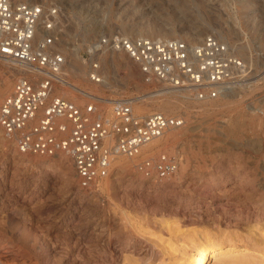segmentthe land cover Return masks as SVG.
<instances>
[{
  "label": "rangeland",
  "instance_id": "rangeland-1",
  "mask_svg": "<svg viewBox=\"0 0 264 264\" xmlns=\"http://www.w3.org/2000/svg\"><path fill=\"white\" fill-rule=\"evenodd\" d=\"M12 1L59 7L53 50L85 73L63 70L64 78L98 97L61 84L54 85L56 95L79 106L93 103L104 117L114 102L139 97L142 112L163 108L182 117L184 127L159 151L126 168L109 166L104 183L99 178L91 190L79 185L71 159L67 172L47 165L53 156L20 153L16 137L1 129L0 264H177L181 244L204 238L264 249V0ZM150 20L166 30L209 32L228 45H244L247 72L234 86L239 93L217 96L207 107L200 102L208 97L168 107L150 100L160 86L145 82L137 63L100 41L120 34L122 22ZM96 42L101 47L93 53ZM94 63L106 78L99 85L89 81ZM20 75L9 78L10 90ZM161 155L181 162L177 172L158 175L154 165ZM146 162L150 166L142 169Z\"/></svg>",
  "mask_w": 264,
  "mask_h": 264
},
{
  "label": "built area",
  "instance_id": "built-area-1",
  "mask_svg": "<svg viewBox=\"0 0 264 264\" xmlns=\"http://www.w3.org/2000/svg\"><path fill=\"white\" fill-rule=\"evenodd\" d=\"M59 20L60 10L55 4L44 7L0 0V63L27 65L36 74L19 76L12 92L0 102V127L6 135L16 137L20 153H66L79 185L91 190L93 183L108 174L115 154L133 156L166 129L183 125L184 119L157 111L136 114L127 101L113 103L110 116L99 118L95 104L79 106L56 95L53 86L63 81L60 73L64 62L63 55L53 50ZM38 29L44 34L34 42ZM100 41L103 48L123 51L137 63L145 82L184 90L196 99L215 98L230 84L239 86L247 72L243 61L211 35L195 49L182 40L133 38L119 33ZM91 68V80L99 82L98 65L94 63ZM63 132L66 134L60 136ZM175 165L161 155L154 166L158 175L165 177ZM148 166L146 162L141 168Z\"/></svg>",
  "mask_w": 264,
  "mask_h": 264
},
{
  "label": "bare ground",
  "instance_id": "bare-ground-1",
  "mask_svg": "<svg viewBox=\"0 0 264 264\" xmlns=\"http://www.w3.org/2000/svg\"><path fill=\"white\" fill-rule=\"evenodd\" d=\"M61 16L62 15L60 12L59 23L61 21ZM40 22H42V19L40 20ZM58 27H59V25H56L55 29H57ZM214 29L215 28L212 27L211 31L218 32L217 31L218 29L215 31H214ZM119 32H120V34H122V33L123 34L124 33L129 34L133 38L148 37V38H153V39H157V40H171V39L182 40V41H185L191 49H195L202 42V40L204 38V34H202V33L193 35V32H192V34H191L192 36H191L189 33H187V31L184 33H180V31L177 32L175 29L174 30L173 29L166 30V29L160 27L157 23H155L154 20L153 21L150 20V21L144 22L140 25H133V26L122 22L121 23V30H119ZM41 33H42V29H38L36 32V36L34 38V42L38 40V38L41 36L40 35ZM209 35H210L209 32L205 33V37L209 36ZM58 40H59V38L55 41L53 47L55 46V44L57 43ZM221 42L224 43L227 46L228 50L231 52V54H233L237 58H240L242 60V58L244 59L245 57H248L246 54V49H245L244 45L236 44V43H232L231 45H228L223 39ZM99 47H101V45L96 42V43L91 45V51H93V53H94V51L97 50ZM233 52H236L237 55ZM116 53H121V54H124L126 56V54L123 51L116 52ZM63 57H64V62H63V65L61 67V73H60V76L63 79V81L56 83V84H61L63 86L69 87L70 89H72L74 91H79V93L83 94L85 97H96L97 96L96 90L82 89L81 86H79V84L77 82L70 83L67 80V78H64L63 70H68L71 73V75H74L75 77H78L79 75L84 77L85 73H84V70H82V68H78L76 66V64H70V63L67 64L65 55H63ZM2 65H5L6 67H8V70L4 71L0 67V97L6 93H7V95H9L12 92L13 87L10 90V79H9L10 77H14L18 73H22V75L23 74H26V75L32 74V77L36 76V74L32 71V69H30V67L27 65H23L20 63H10V62H6V61L2 62ZM126 67H127V65H126ZM97 71H99V69ZM105 79H106L105 77H103L102 79L100 78V81H103V80L105 81ZM89 81L93 82L95 85L100 84V83L98 84V82L92 81L91 79H89ZM56 84H54V85H56ZM234 86L235 85L230 84L228 87L224 88L223 90H220L218 96L222 97L224 99L226 97H231L232 95H233L232 97H235L237 95V93H239V91L236 90V88ZM63 92H65V91L63 90ZM174 95H175V98H177V100H174ZM149 96L151 97L150 100H152L153 98L162 99L164 102V107L173 106L174 104H179L181 101H184V100L186 101V100L192 99V95H190L187 91L169 90V89H164L163 87H161L158 90V92L151 93ZM178 97H180L182 99H179ZM206 98H204V100H206ZM212 99L213 98H209V99L207 98L208 102H200V103H204L203 104L204 107L205 106L207 107L208 105L211 104ZM179 100H180V102H179ZM197 100H202V99H197ZM98 101H102V100L98 99ZM113 101H115V100H113ZM102 102L106 103V104L112 103V102L108 103V102H106V100L105 101L103 100ZM128 102L131 104V107H132L134 113L146 114V113L142 112V110H144L146 108V106H144L142 104L143 99H140L139 97L138 98H132V100H130ZM76 104L78 105L79 103H76ZM96 108H97V106H96ZM156 110H157V112H162V113L165 112L163 110V108H157ZM97 111H98L97 117L100 118V116L103 115V112L101 109L98 110V108H97ZM40 112H41V110H39V114H40ZM61 119L62 118H60V120ZM181 127H184V124L179 126V127H173V128L166 129L160 136H158V137L152 139L150 142L142 145L141 148L138 150V152L136 154H134L133 156H125L123 154H115L112 157L109 166H111L112 164H117V165L121 166L119 168H122V167L126 168V165L133 163L137 159L145 158V157L151 155L152 153L159 151L162 148L164 143L167 144L168 142H170V141L174 140L176 137H178L179 132L176 131L175 129H180ZM1 129L2 128L0 127V131H1ZM64 134H66V133H64V132L60 133V136H62ZM22 154L28 155L29 152L22 153ZM35 155L39 156L41 158H45L46 156H53V158H50V159H52V161H50V162L48 161L47 165H49L52 162L53 165H58L63 170H65V172H67L68 162L70 163V157L66 153H64L62 151H57L54 155H44V156L41 154H35ZM23 156H25V155H23ZM175 164L176 165H175L174 171L177 172L181 162L179 161V162H176ZM106 176L102 177L100 179V180H102L101 182L104 183ZM93 185H94V183L91 185V187ZM222 244H223L222 241L218 243L216 240H211L209 238H204L202 241H199L197 243L192 242V240H188L187 242L181 244V247L184 250H182L181 254L180 255L178 254L179 256H177V264H206L208 260H212V264H264V249L257 250L256 248H254L255 250H253V249H250L249 245H247V244L243 245L242 248H240L239 245L230 244L228 242L223 244V245ZM186 248H189L188 252L185 250Z\"/></svg>",
  "mask_w": 264,
  "mask_h": 264
}]
</instances>
